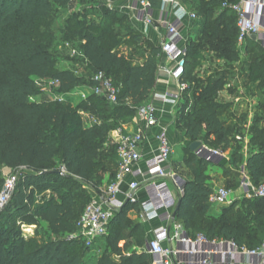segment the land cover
Segmentation results:
<instances>
[{
  "label": "trees",
  "instance_id": "obj_1",
  "mask_svg": "<svg viewBox=\"0 0 264 264\" xmlns=\"http://www.w3.org/2000/svg\"><path fill=\"white\" fill-rule=\"evenodd\" d=\"M72 1L0 0V166L19 171L10 201L0 211V264H87L86 259L101 250L102 238H106L107 247L95 264H151L147 251L131 249V240L135 238L137 228L128 214L140 211L139 204L126 203L113 217L108 233L88 247L82 239L70 237L76 233L77 222L87 204L78 213L77 201L71 192L62 193L58 198L55 196L58 181L74 180L76 176L85 179L94 173L101 149L108 142V132L131 123L136 108L152 95L162 54L160 47L148 41L143 43L142 35L128 24L125 14L117 10L110 15L103 14L99 28L112 31L110 28L114 23L120 32L132 33L140 44L137 58L130 56L124 62L114 49L120 40L107 46L101 34L92 33L86 37L84 54L91 73L103 71L112 79L118 88V103L111 105L98 95L96 97H101L100 100L78 106L59 101H32L39 93L37 78L58 82L62 92L85 85L84 77L72 70L57 68L48 45L39 42L35 35L39 22L49 19L55 7ZM102 1L111 4L116 0ZM151 1L154 7L157 6V0ZM239 1L182 0L204 16L201 35L197 40L190 38L186 42L182 81L189 83L190 87L197 81V71L203 64L206 50L229 61L239 59L237 15L232 9L224 7V3ZM261 21L264 22V15ZM86 27L84 22L74 24L78 33ZM73 31L70 30L71 34ZM53 35L51 30L46 31L47 37ZM52 38L55 39V36ZM247 41L263 55L255 58L249 77L251 81H260L264 94V50L257 39L249 37ZM141 59L143 61L139 63ZM123 67L126 72L123 80L118 82L112 75ZM226 81L216 80L203 88L192 112L186 114L185 106L179 110L180 119L186 123L187 137L193 141L204 139L224 152L232 148V142L221 118V106L211 97L224 88ZM89 85H93L92 80ZM89 106L99 121L92 126L84 123L81 112ZM259 121L263 126L252 128V140L260 147L250 153L245 164L254 185L264 180V112ZM110 146L111 153L107 157L115 161L116 170L109 184L115 180L119 165L117 145L113 142ZM57 157L61 158L66 168L64 174L60 169H54L53 161ZM211 163L196 153L185 160L192 179L185 180L175 218L185 229H192L194 233L201 231L208 238L233 240L248 249L259 247L264 241V198H246L242 209L226 212L217 218L206 217L214 190L206 172ZM234 177L231 175V188H238L240 181ZM3 183L0 169V190ZM8 210L13 211V218L3 222L2 211ZM28 214L46 222L51 232L61 238L40 241L24 236L13 225V219L16 215ZM201 219H206L207 224L200 222Z\"/></svg>",
  "mask_w": 264,
  "mask_h": 264
},
{
  "label": "built area",
  "instance_id": "obj_2",
  "mask_svg": "<svg viewBox=\"0 0 264 264\" xmlns=\"http://www.w3.org/2000/svg\"><path fill=\"white\" fill-rule=\"evenodd\" d=\"M157 1L163 5H169L173 14L167 13L163 17L155 18L151 0H134L130 8L138 12V18L144 24L145 30L153 28L156 23L164 28L165 39L161 44V50L171 61V65L160 67L159 74L163 73L167 78L175 80L180 89L183 90L187 87V82L182 81L185 73L187 21L195 19L197 15L191 12L180 0ZM224 7L232 9L237 15L238 43H243L255 35L264 44V22L261 21V17L264 15V0H241L236 3H224ZM91 80L93 82L91 89L95 95L103 97L111 105L118 103V88L105 72L94 73ZM156 98L165 104H177L180 94L167 92L156 96ZM136 109L133 122L138 127L133 132H128L122 126L114 132V143L117 145L119 162L115 180L108 184L107 188L100 195H97L96 199L87 204L77 222L76 233L70 237L82 239L88 247L93 246L98 239L108 233V227L113 217L129 202L139 204L140 214L145 222H159V226L153 230V236L148 241L146 248L153 258V264L176 262L174 250L165 245L172 232L174 238L180 243L188 246L200 245L199 248L178 249L176 252L178 254L200 255L201 264H214L215 257L219 255L228 257L226 264H264V241L257 248L248 249L239 246L233 240H211L204 234H198L196 239L192 240L182 225L174 223L173 214L179 196L184 191L185 179L175 170L174 148L166 128H162L156 135L158 142L156 153L152 158L143 161L142 145L146 139L147 131L158 126L159 115L154 103H145ZM140 122H144L143 127ZM237 139H241V137L237 136ZM196 154L210 161L225 156L224 153L209 149L205 145L198 148ZM143 162L144 166L142 165ZM62 173H66L64 166ZM240 176V188L246 198H264V181L259 185H254L244 166L240 170ZM127 177H131V180L124 190L122 185ZM17 181L18 176L16 175L4 178L0 190V209L10 201ZM169 182L174 186L173 189ZM141 189L145 190L147 194L145 201H139L137 197V192ZM231 197L230 189L218 187L210 195V203L211 205L230 203ZM211 246H218L220 249L215 250ZM224 246H231V249H223ZM249 258H255V260L249 261Z\"/></svg>",
  "mask_w": 264,
  "mask_h": 264
},
{
  "label": "rangeland",
  "instance_id": "obj_3",
  "mask_svg": "<svg viewBox=\"0 0 264 264\" xmlns=\"http://www.w3.org/2000/svg\"><path fill=\"white\" fill-rule=\"evenodd\" d=\"M115 3L116 2L111 4L105 3L102 0H74L68 5L55 7L52 10L49 19L39 22L35 31L36 38L39 42L48 45V50L52 53L57 68L72 70L76 75L84 77L86 81L83 86L76 87L69 92H62L59 89L58 82L51 79L37 78L36 84L39 93L32 98V101H59L78 106L81 104H91L92 102H96L98 99L100 100L101 97H96L97 95L93 93L91 85H89L92 73L84 54V45L87 42L86 37L88 34H101L103 42L107 46L113 45L115 40H120V43L114 46V49L120 54V56L123 57L124 62H126V58H130V56L137 58L139 55L138 49L140 48V44L135 41L132 33L123 31L120 32V30L117 29L118 25L116 26L114 23H112L110 28L112 31H104L98 26L103 14L107 13L110 15L117 10ZM196 14L198 15V13ZM76 22H84L87 27L78 33L74 28V24ZM49 30H51L54 34L51 37L46 36V31L49 32ZM70 30H74L73 34H71L72 32H70ZM190 34L188 39L193 37V40H197L195 38L196 34L194 29H191ZM54 36L55 39L52 38ZM142 39L143 43L146 44V40L144 38ZM255 56L261 58L263 55L262 52H256ZM254 62L255 59L235 64H229L228 62L224 63L221 55H218L213 51L206 50L204 52V63L196 75L197 81L190 87L193 92L191 102H198L201 90L208 87L209 84L216 80H219V82H222L223 80H230L233 83L232 86L235 87L234 91H237L239 84L243 85L244 82L248 81V79H245L240 83V77L238 74H241V72L238 71V68L243 69L246 73V77L248 74L246 70L249 71L251 66L254 65ZM125 70V67L120 70H116L112 76L115 80L121 82L125 75ZM211 100L217 102L221 106V118L225 122L228 129V134L232 142V148L229 151L224 152L223 149L214 147L213 144L204 139L193 141L186 136V141L183 145L176 144L174 146L175 153L173 155V159L178 168V172L182 173L186 170L185 160L189 156L196 153V151L191 150V145L194 142H201L202 145H205L209 149L218 150L224 153L225 156L222 159L219 158L212 161L213 163L208 166L206 172L216 173L218 175L216 179H219V185L230 188L233 185V181H228L227 183L224 182V178L230 176L231 174L229 169L233 171V175L234 173L240 174V170L242 169L247 156L260 147L259 144H254V141L252 140V128L254 126L255 128H261L263 126L259 120L263 116L264 108L261 101V111L255 114L254 119H252V123L249 124L246 122V116H244L243 113L236 115L238 112L231 111L232 108L229 106L228 101L221 97L218 92L213 94ZM81 112L84 123L87 126L99 123L96 117L93 116L90 106L88 108H83ZM180 116L181 114H177L176 127L177 130L184 133L186 123L184 120L180 119ZM232 117L236 120L231 121ZM109 124H111V121H109ZM248 130L251 135L247 138L248 144L247 150H245L244 141L238 140L236 138V134H247L246 132ZM114 132L115 130L108 132V142L101 149V157L92 175L85 179L77 176L74 177V180L63 179L58 181L56 185L58 188V191L55 193L56 198L66 192H71L75 196L77 201L76 210L78 213L82 211L86 204L96 199L99 192H103L107 188L111 175L116 170L115 161H113L110 157H107V155L111 153L110 145L114 142ZM53 162L55 165L54 169H60L62 171L63 165L61 158L57 157ZM0 169L1 177L4 178L11 175L17 176L19 173V171L12 170L7 167L0 166ZM225 170L229 171V173H226ZM234 178L237 179L236 176ZM169 185L172 189L174 188L171 182H169ZM2 209L3 208H1L0 211ZM3 212V222L7 219L11 220L13 218L14 213L12 210L2 211V213ZM128 217L133 223V226L137 228L135 231L136 236L133 240H131L133 244L131 249L138 251L145 250L149 241V235L140 211H130ZM200 222L207 224L206 219H201ZM13 225L19 228L24 236L35 237L40 241H50L61 238L51 232V229L46 222H41L32 214H28L26 216H14ZM26 226L32 229L30 233L26 231ZM100 241L102 247L101 250L92 253V258L86 259L88 261L87 264H94L96 259H98L102 254L103 249L107 247L106 238H102Z\"/></svg>",
  "mask_w": 264,
  "mask_h": 264
},
{
  "label": "crops",
  "instance_id": "obj_4",
  "mask_svg": "<svg viewBox=\"0 0 264 264\" xmlns=\"http://www.w3.org/2000/svg\"><path fill=\"white\" fill-rule=\"evenodd\" d=\"M134 0H116L115 4L117 6V11L122 12L127 16L128 24L138 33H140L143 38L148 41L150 44L160 47L161 44L165 39V30L162 26H160L159 23H156L153 28H149L148 30H145L144 24L139 20L138 18V12L132 8H130L131 3ZM182 2V0H180ZM183 3V2H182ZM184 4V3H183ZM185 5V4H184ZM191 12L198 13L196 10L191 9L189 6L185 5ZM167 13L170 15L173 14L172 9L169 5H163L161 2L157 1V6L154 7V16L155 18H160L161 16H165ZM197 15V14H196ZM198 19V20H197ZM228 18H225L224 20H227ZM194 22V23H193ZM193 23V25H192ZM204 24V16L198 13L197 17L192 20L187 21V29H186V39L188 40V36L191 32V29L195 30V38L197 39L202 32V26ZM191 35V34H190ZM252 37V36H251ZM193 38V37H192ZM257 39V37H256ZM261 48L264 50V44H262L258 39ZM238 47V56L239 59L237 61H229L227 58L222 57V60L224 63L228 62L229 64L233 63H241L242 61H251L256 58V52L259 53V50L255 49L252 45H248V41L246 40L243 43H237ZM143 60H139V63H141ZM204 63V60H203ZM171 65V61L167 58L165 54L160 55V67H165ZM201 68V67H200ZM200 68L198 71H200ZM197 71V72H198ZM238 71L241 72V74H238L240 77V83L244 81L245 79H248L247 82H244L243 85L239 84L237 87V91H234L235 87L232 86L233 83L229 80L225 83L224 88L218 93L228 101L229 106L232 108V112H238L236 115H239L240 113H243L244 116H246V122L249 124L252 123V119H254L255 114L259 111H261V101L262 105H264V94L263 89L260 85V81H251L249 74L250 70H246L248 72L247 78L245 77L246 73L243 71L242 68H238ZM234 87V88H233ZM167 92L171 93H179L180 99L177 102V104H165L161 101H159L156 96L165 94ZM192 90L190 88V84L187 83V87L185 89H180L178 82H176L173 79L167 78L163 73L158 74L156 78V84L153 89L152 95L148 100H146L145 103H154L155 106L158 109V115H159V124L158 126L154 127L153 129H150L147 131L146 139L142 145V154H143V161L148 160L153 157V155L157 151L158 142L156 139V135L161 131L162 128L167 129L168 137L170 142L173 145V148L176 144H184L186 141V133H181L180 130H177L176 127V120H177V114H180V109L185 106V113L192 112L194 103L191 102L192 99ZM129 103H131L129 101ZM142 105V104H141ZM236 120V119H235ZM232 117L231 121H235ZM140 125L143 127L144 122H140ZM247 126V125H246ZM125 129L128 132H133L138 125L135 122H131L128 124H124ZM247 134L243 133H237V136H240L241 141H244L245 150H247V138L249 135V130L246 132ZM175 153V150H174ZM249 156V155H248ZM247 156V158H248ZM174 157V156H173ZM246 158V160H247ZM222 159V158H221ZM246 160L243 164L245 167ZM144 162L142 165L144 166ZM174 167L176 172L183 178V179H192V175L190 174L189 170L186 167L185 172H178V168L176 166V163L173 159ZM242 166V167H243ZM231 172L230 176H227L224 178V182L227 183L231 180V175H233V171L229 169ZM210 177V184L212 185L213 189L218 187H224L219 185V179H216L218 175L216 173H207ZM237 177V180L240 181V174H235ZM131 180V177H127L125 182L122 185V188L125 190L127 188L128 182ZM264 181V180H263ZM232 192L231 202L221 205H211L210 209L208 210V213L206 217H214L217 218L221 215H224L226 212H233L237 211L239 209H242L244 207L243 202L246 199L245 195H243V191L240 188V185L238 188H228ZM137 197L139 201H145L147 199V194L145 190L141 189L137 192ZM120 198H122L120 196ZM179 201V200H178ZM180 206V205H179ZM145 222V221H144ZM174 223L182 225L180 221H178L174 217ZM145 225L148 230V239L150 240L153 236V230L159 226V222L157 221H151V222H145ZM173 226V225H172ZM183 226V225H182ZM184 228V226H183ZM186 234H188L192 240H195L198 234H203L201 231L194 233L192 229H185ZM206 236V235H205ZM207 237V236H206ZM208 238V237H207ZM211 240L214 239H224L222 237H215V238H209ZM165 245H168L170 248L174 250V259L176 262H171L170 264H201V256L200 255H189V254H178L176 251L178 249H188L190 247L193 248H199L200 245L198 244H192L191 246H188L186 244L178 242L174 236L173 232L170 234V239L165 243ZM147 248V246H146ZM211 248L220 249L218 246H211ZM223 249H231V246H224ZM142 251H147L142 250ZM151 257V256H150ZM228 260L227 256L219 255L216 256L214 259V264H226ZM249 261H254L255 258H249ZM97 261V259H96ZM95 261V262H96ZM174 261V260H173ZM95 264V263H94ZM151 264H153V258L151 257Z\"/></svg>",
  "mask_w": 264,
  "mask_h": 264
},
{
  "label": "water",
  "instance_id": "obj_5",
  "mask_svg": "<svg viewBox=\"0 0 264 264\" xmlns=\"http://www.w3.org/2000/svg\"><path fill=\"white\" fill-rule=\"evenodd\" d=\"M252 38L256 39V36L253 35ZM201 146H202L201 142H194V143L191 145V150L196 151V150H197L198 148H200ZM208 152H210V151H208ZM220 158H221V157H220ZM179 205H180V200L178 201L177 206H176V209H175V211H174V214H173L174 217L176 216V211H177Z\"/></svg>",
  "mask_w": 264,
  "mask_h": 264
},
{
  "label": "bare ground",
  "instance_id": "obj_6",
  "mask_svg": "<svg viewBox=\"0 0 264 264\" xmlns=\"http://www.w3.org/2000/svg\"><path fill=\"white\" fill-rule=\"evenodd\" d=\"M25 229H27L26 231H27L28 233H30V231L32 230V229H31L30 227H28V226H26Z\"/></svg>",
  "mask_w": 264,
  "mask_h": 264
}]
</instances>
